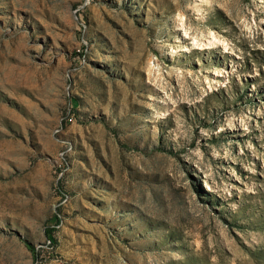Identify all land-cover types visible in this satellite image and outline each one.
I'll use <instances>...</instances> for the list:
<instances>
[{"label": "rangeland", "instance_id": "374dc122", "mask_svg": "<svg viewBox=\"0 0 264 264\" xmlns=\"http://www.w3.org/2000/svg\"><path fill=\"white\" fill-rule=\"evenodd\" d=\"M0 264H264V0H0Z\"/></svg>", "mask_w": 264, "mask_h": 264}]
</instances>
